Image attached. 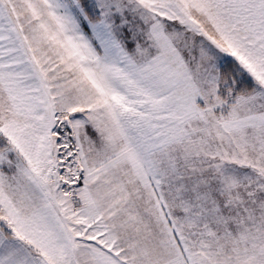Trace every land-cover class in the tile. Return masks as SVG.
I'll use <instances>...</instances> for the list:
<instances>
[{
	"label": "snow or ice",
	"instance_id": "obj_1",
	"mask_svg": "<svg viewBox=\"0 0 264 264\" xmlns=\"http://www.w3.org/2000/svg\"><path fill=\"white\" fill-rule=\"evenodd\" d=\"M0 264H264V0H0Z\"/></svg>",
	"mask_w": 264,
	"mask_h": 264
}]
</instances>
